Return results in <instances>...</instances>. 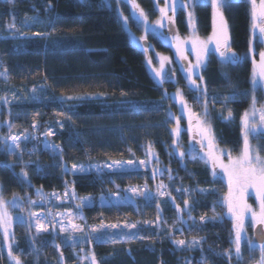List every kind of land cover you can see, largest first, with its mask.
Here are the masks:
<instances>
[{
  "label": "trees",
  "instance_id": "16d2710c",
  "mask_svg": "<svg viewBox=\"0 0 264 264\" xmlns=\"http://www.w3.org/2000/svg\"><path fill=\"white\" fill-rule=\"evenodd\" d=\"M135 3L154 23L160 18L159 8L164 7V0L158 4L154 0H135ZM128 6L123 0H13L12 3L0 0V60L9 77L4 89L5 84L12 85L29 98L12 106L17 115L14 119L2 116L0 108V196L6 202L17 197L16 204L20 206L10 205L8 211L23 210L25 221L15 226L14 254L22 264H91V254L98 264H252L257 259L250 254L246 241L241 244L242 259L238 261L235 257L233 220L222 203L228 191L226 176L217 168L214 178L212 166L204 163L207 149L201 150L197 138L194 140L189 135L187 118L171 96L174 85L166 80L167 71L163 84H159L160 78L149 69L152 44L169 55L172 52L168 51L173 50L170 45L159 43L151 32L150 41L146 40L148 48L137 45L134 29L140 33L143 25L137 26ZM188 10L177 6L174 24L165 21L163 28H175L178 35L187 37ZM191 10L196 17L198 35L207 38L212 32L210 4L197 5ZM223 12L232 51L241 58L240 62L222 66L218 54L213 52L202 74L207 88V119L212 121L217 145L236 155L242 147L240 118L251 108L253 95L257 107L264 106V87L252 86L253 53L249 52L251 46L258 62L264 42L259 33L251 36L249 0H231ZM122 16L127 18L131 31L126 29ZM12 23L19 29L12 30L16 38L8 37L11 34L8 26ZM34 32L43 35L34 36ZM161 34L169 36L171 32ZM170 67L166 65V69ZM175 69L179 70V76L178 63ZM184 79H179L183 97L193 112H196L194 107L203 111V104L197 101L198 92L185 88ZM41 84L46 85V95L56 99L74 95L94 98L77 103L66 115L61 111L58 117L53 111L57 105L51 106L39 97L45 92L35 91ZM233 94L234 99H223ZM3 95L4 91L0 93ZM209 103L214 104V110ZM229 110L233 114L230 122L225 119ZM172 117H182L178 148L173 144L177 138L172 134L176 126ZM61 119L64 128L53 126L54 120ZM34 124L38 145L37 141H25L18 152L10 153V140L5 138L32 135ZM53 128L56 135L52 144L58 147L55 151L43 149L41 134ZM250 141L254 146L264 147V139L250 138ZM149 145L154 153L151 157L147 155ZM180 151L188 154L183 160ZM192 153L196 159L191 158ZM142 160L148 162V170L143 172L94 173L83 177L71 171L73 165L79 164L102 167L111 161ZM65 169L69 171L66 173ZM156 169L163 175L156 172L153 178ZM22 170L28 173L27 178ZM159 185L166 187L158 188ZM130 186L146 188V197L150 199L129 200ZM38 190L43 192V197ZM63 191H68L70 196L74 191L80 198L95 199L103 194L119 193L123 205L101 206L96 202L82 210L83 224L88 229L130 221L138 224L137 235L118 241L100 239L99 233L88 234L90 239L76 248L66 245L57 232L38 235L25 212L30 201L48 199L51 192ZM158 191L167 194L161 196ZM176 205L181 211H177ZM201 217L205 218L204 222ZM174 240L200 243L191 248L179 247ZM1 246L2 242L0 264H13L7 257V247ZM225 253H231L230 261Z\"/></svg>",
  "mask_w": 264,
  "mask_h": 264
},
{
  "label": "snow or ice",
  "instance_id": "6c2138e0",
  "mask_svg": "<svg viewBox=\"0 0 264 264\" xmlns=\"http://www.w3.org/2000/svg\"><path fill=\"white\" fill-rule=\"evenodd\" d=\"M9 3H12L13 0H8ZM119 2V0H118ZM129 3L132 4L133 8L136 9L139 13V18L143 19V23L145 25V30H147L148 19L146 14L142 9L139 8V5L135 3V0H128ZM155 3H159V0H154ZM231 0H188L187 3H181V0H164V7L159 8L160 18L155 22L156 27L163 28L165 26V21L168 24H174V16L176 13L177 6H180L184 9H194L197 5L202 4H210L211 6V20H212V32L206 39H201L196 32V17L194 15V11H188V23L187 26L191 30V34L186 39H181L178 35H173L175 40V50L176 56L181 61H187V63L182 65L183 71L187 75V80L189 81L190 86H195V90L199 92V96L197 99H204L203 112L204 115L201 117L199 114L192 111V109L188 106L187 101L184 99L181 91L177 89L175 94L176 100L180 103L183 111L187 113V122H188V131L190 133H194V137H198L197 143L201 145V150L207 149L204 152V163L210 164L212 166V175L215 178L217 175L216 169L219 168L227 178L228 191L227 194L223 198V205L227 209V214L233 220V229H234V240L232 244L235 249V257L237 260L242 259V251L241 244L244 239V234L246 233V222L250 221V226L253 228L255 233V241L248 240V248L253 250L255 247H259L260 251V260L258 264H264V147L259 145L253 146L250 138L260 140L264 139V106L257 107V100L255 95L252 97L251 108L248 111H245L240 118L241 123V135H242V147L238 156H233L230 151H224L217 147V141L215 134L212 130L211 124L208 122V102H207V88H201V84L203 82V74L201 73V69L207 67V63L209 62V53L214 50L215 53H218V59L222 66H226L228 64H236L240 62L239 57L236 56L235 52L232 51L231 43H230V34L227 21L224 17V12L222 11L226 5H229ZM251 7V28L253 34L258 31L259 38L262 42H264V0H249ZM51 7V4H49ZM172 13L170 16L169 13ZM32 23L37 21L32 20ZM125 23H127V18H125ZM28 25V21H25V26ZM9 28L16 29L19 31L15 23H12L8 26ZM171 32V29H169ZM34 36H41L43 33L34 32ZM141 40H144L145 37H141ZM190 45V49L186 47ZM210 45L212 48L210 49ZM144 47V45H141ZM147 51V49H145ZM249 52L253 53L252 59V86L255 89L258 85L264 87V51L259 52V61L255 59V53L253 48L249 47ZM195 54V62L193 63L188 59L189 55ZM159 61V68H154L153 71L157 77L160 78V82L164 81V74L167 71L169 74H173L174 70L166 69V65L171 64L172 60L160 54H157ZM149 65L152 64L151 58L148 59ZM6 71V70H5ZM0 75H5V73H0ZM197 79L201 82V84L197 83ZM235 98V94L232 97H224L223 99L231 100ZM215 99V98H214ZM5 103L7 101L5 100ZM171 115V114H170ZM231 110L228 111L227 117L225 118L229 122L232 119ZM176 120V126L172 129V134L177 138V140L173 141V144L178 148V138L181 134L180 120L182 117H172ZM36 125L34 124L33 127ZM61 127H63L61 125ZM46 136H51L53 133L48 131L45 133ZM6 140H10L11 144L8 145V150L10 153H13L15 149L20 148L18 136H9L5 138ZM26 140L27 137H24ZM49 147L56 149L57 145H49ZM147 155L149 157L153 156L154 153L151 150V145H149V150ZM188 155L182 151L179 152V156L181 160ZM227 158V163L224 162V158ZM192 159H196V154H191ZM158 159V158H157ZM150 162V161H149ZM115 167L112 165H106L105 167L112 168L115 171L118 168H122V165L119 162H114ZM128 164H133V161H128ZM140 166L147 168L148 162L142 160L139 162ZM100 166H97V171H101ZM69 170L65 169L67 173ZM72 173L75 174L77 172H84L85 169L82 166L73 165L71 169ZM169 171V179H171L170 170ZM156 172H160L163 175V172L160 169H156L153 172V178L156 176ZM22 175L24 178H27L28 173L22 170ZM166 187L165 185H159L158 188ZM249 190L254 192L255 199L258 203L257 208H253L252 205L247 203V195ZM133 194H137L135 189L131 190ZM177 191H181L177 189ZM41 197H43V192L38 190ZM158 195H166L167 193L159 192ZM57 199L59 197L53 193ZM67 196V191L65 192ZM73 191V197H74ZM150 199V196L146 197ZM18 198L14 197L13 201L6 202L2 196H0V231L3 233V238L5 243L7 244V255L8 258L13 262V264H22L19 256L14 254V249L12 248L11 243H8L10 236L12 233L10 229L13 225V217L10 215L8 211V207L20 205L16 204V200ZM174 199L172 202L174 203ZM90 198L81 200L79 207L84 206L87 203H90ZM30 203L34 204V201H30ZM185 206H188V201H184ZM177 211H181L179 205H176ZM71 215V214H69ZM36 217V213H31L29 219ZM82 218V217H81ZM215 220L216 217H213ZM205 218L201 217V221L204 222ZM25 221L21 220V223ZM120 225H101L100 228L92 227L90 229L91 233L103 232L105 228L117 229L120 228ZM136 224H125L123 225L124 229H134L136 228ZM36 231L37 234L41 232H47L48 228L40 221L39 218L36 219ZM68 229L61 227L60 232H66ZM71 231L75 232H83V228H79L76 225L71 226ZM122 236H127L128 234L125 232L120 233ZM107 235L106 232L100 237V239H104ZM68 239L72 240L73 245H75V239L70 235ZM174 243L179 247H194L199 244V240H193L190 244H186L185 240H174ZM59 247L58 245L56 246ZM228 256L229 261L232 259L231 253H225ZM91 264H98L96 257L94 254H91Z\"/></svg>",
  "mask_w": 264,
  "mask_h": 264
},
{
  "label": "rangeland",
  "instance_id": "374dc122",
  "mask_svg": "<svg viewBox=\"0 0 264 264\" xmlns=\"http://www.w3.org/2000/svg\"><path fill=\"white\" fill-rule=\"evenodd\" d=\"M123 1H125V3L127 5H129L128 7L130 8L132 19L137 21V26H139V24L143 25L142 31H140V33H138L139 31L137 29H134L135 33L133 34V39H134V41H135V43L137 45L141 46L143 41H146V40L150 41L149 38H148V34L151 32V33L156 35V38L158 39L159 43H162L165 46L170 45L172 50H173V51H168V52H172V54L169 55V54L160 52L156 48V46L154 44H152V46L149 47L150 50L152 49V51H150V55L151 56H148V59L151 58V60H152V64L151 65H149V63H148L150 71L155 75L153 69L154 68H156V69L159 68V61H158L157 54H160V55H163V56H167V57H169L172 60V63L170 64L171 65L170 69L175 71L173 74H169L168 72L166 73L167 74L166 75V80L170 84L174 85L173 86L174 88L172 90L174 92H171V96L174 98V100H176L175 94L177 92V89H179L181 91V93L184 92V90L181 87L182 85L180 86V81H179V79H182L183 77L185 78L184 79V82H185L184 84H186L185 88L189 87V88H192L193 90H195V86H190L189 81L187 80V75L183 71V68H182V65L187 63V61H181L176 56L175 40L173 38V35L174 34L178 35V33L175 31V28H173L171 30V34L169 36H167L166 34L165 35L161 34V32H163V31H164V33L168 34L169 30H167L166 27L165 28L156 27L155 23L154 22H150L149 19H148L147 30H145V25L143 23V19L139 18L138 11L133 8L132 4L129 3L128 0H123ZM188 11H192V10L189 9ZM122 18H123V21L125 23V18L126 17L122 16ZM125 26H126V29H128L130 31L133 29L129 25L128 20H127V23H125ZM11 29L9 31V33H11V34H8V37H10V38L18 37V36H16L13 33V31ZM196 29H197V26H196ZM257 33H258V31L255 34H257ZM187 34H188L187 37H184V36L181 37L180 35H178V36L182 40L188 38L190 36V34H191V30H190L189 27H188V33ZM18 35L22 36L23 34H18ZM197 35H198V32H197ZM142 36L145 37L144 40L140 39ZM251 36H254L253 31H252ZM200 38L201 39H206V38H202V37H200ZM20 39H23V38L20 37ZM186 47H188L190 49V45H187ZM211 48H212V46L210 45V49ZM213 52H215V51L214 50L210 51L209 57H210V54L213 53ZM188 59L191 60L194 63L195 62V54L193 53V54L189 55ZM177 63L180 66V72H181V74L183 76L182 78L180 76L181 74H179V73H178L179 76H177V72H179V70L177 71V69H175V64H177ZM200 71L202 73V69ZM155 77H157V76L155 75ZM197 83L201 84V82L198 79H197ZM159 84H163V83L160 82ZM172 85H170V86H172ZM204 87H205V85L202 82L201 88H204ZM45 89H46V85L41 84L39 86H36V90L35 91L37 93L40 92V94H41V93L45 92ZM3 91H4V95L2 97L0 96V105H1L0 108H1L2 114L4 113V111H7V110L9 111L12 108V106H18L20 102H26L25 99L29 100V98H27L26 95H22L20 93V90L15 88L12 85L5 84V89H4V84H0V93L3 92ZM198 96H199V92H198ZM39 97H41L42 99L47 100L48 103L51 104V106L57 105V107H54L53 111L55 110L54 113H55V115H58V117L61 116V111L63 112L62 114L66 115V114H68L69 109H72L77 103H82L83 101H86L88 99L94 98V96H92V95H74V96L61 97V98H57L56 99L55 97L47 96L46 92H45V94L43 93ZM5 100L7 101V103H5ZM197 101H199L201 104H204V102H202L201 99H199V100L197 99ZM176 102H177V104L180 105V103L177 100H176ZM209 104H210L212 110H214L215 109L214 104L213 105L211 103H209ZM259 107H262V106H258V108ZM57 108H59V109H57ZM194 109L196 111L195 113H197V114L201 113L200 111H202V109L198 110V109H196V107H194ZM179 110H181L182 116L187 118V113H185L183 111L182 107ZM208 112H209V109H208ZM199 115L201 117H203L204 112L202 111V113L199 114ZM186 121H187V119H186ZM208 122L211 124L212 130L214 132L212 121L208 120ZM61 125L63 127H61ZM64 125H65V123H64V121L62 119L53 121V126H56V127L60 128V129L64 128ZM187 126H188V122H187ZM49 131H51L53 133V135L48 136V137L53 139L55 137V135H56L55 132H54L55 129L53 128V129H50ZM189 135L194 140H196V138L198 139V137H194V133H190L189 132ZM13 136H16V135H13ZM17 136L20 137V140L18 141L19 144H20V148L19 149H15L13 153L18 152L21 149V144L23 142H25V141H37V145L39 143L38 137H37V125L35 127H33V134L32 135H25V136L17 135ZM24 137H27V139L25 140ZM41 137L43 139L41 141L43 149L50 150V151H55L56 150V149H53V148L49 147V145H53V144L50 143V141H48V138L45 135V133L41 134ZM10 144H11V141H10V143H8V145H10ZM217 147L219 149H222L218 145H217ZM222 150L227 151L225 149H222ZM239 153L236 154V155H233V156H238ZM114 162H119L122 165V168H118L115 171H113L112 168L105 167L106 165H112L113 167H115V163ZM224 162L227 163V158L226 157L224 158ZM77 166H82L85 169V171L84 172H77L74 175L83 176V177L87 176L89 174H94V173H110V174H114L115 173V174L123 175L125 173H136V172H143V171L148 170V165H147V168H144V167L140 166L139 162H133V164H131V165L128 164V162H121V161L106 162V163H104L102 165V167H100L102 170L99 171V172L97 171V166L98 165H96V164L88 163L86 165H80L79 164ZM132 189H135L137 191V194H133V192L131 191ZM65 192L66 191L55 193L59 197V199H57L55 196L52 195L54 192H51L50 193V197L48 199H46V197H45V199L44 198H39L38 201H34L35 202L34 204L30 203L29 208L25 212H27L28 220L34 226V231L36 233H37V231H36V219L37 218H39L40 221L48 228L47 232H41L38 235H45L46 233L48 234L49 232H57L63 237V239H64L63 242L66 245H69V246H71L73 248H76V247L80 246L81 244L87 242L90 239L88 234H97V233H91L90 232V229L92 227H96V228H100L101 227V225H98V226H91L88 229H86L84 224H83V221H82V218L84 216V214L82 213V210H84L87 207L93 206L96 202H97V204H99L101 206H115V205L119 206V205H123V203H124V200H123L122 196L119 193L103 194L98 199H95L93 196H86V197H81L80 198V197L76 196V194L74 195L75 197H73V196L69 195L68 191H67L68 195L66 196ZM127 192H128L127 193L128 196L130 197L129 200H134L135 198H137V199L144 198L148 194V191H147L146 188H142V187L137 188V187H134V186H130L127 189ZM87 198H90L91 202L85 204L82 207H79L78 205H80L81 200H84V199H87ZM246 199H247V203L252 205V207L254 209L258 207V203H257V201L255 199V194L251 190H249V193H248ZM22 212H23V210L13 211V212L10 213V215L13 217V225H12V228L10 229V232L12 233V235L10 236L8 243H11V245H12V242H14V244H15V236H16L15 235V231H14L15 226L18 223L20 224L21 220L24 219L23 215L21 214ZM31 213H36V217H34V218H32L30 220L29 216H30ZM69 214H71V215H69ZM113 224L120 225L121 227L117 228V229L105 228V229H103V232H98V233L103 235V233L106 232L107 235L104 237L105 239L116 238V240L121 241L123 239H132V238H134L137 235L138 231H139L138 224L130 222V221H124V222H121V223L103 224V225H113ZM125 224H129V225L136 224L137 227L134 228V229H124L123 225H125ZM72 225H76L79 228H83L84 231L83 232H75V233H73L71 231V226ZM61 227H64V228L68 229V231L61 233L60 232V228ZM122 231L127 233L128 235L127 236H122L120 234ZM253 231H254L253 228L250 226V221L246 222V233L244 234V239L242 241H246V243H247L248 240H253V242H254ZM70 235L75 239V241H76L75 245H73L72 240L68 239V237ZM0 242H2V244H3V246H1V248H3L4 246L7 247V244L5 243L4 238H3L2 231H0ZM243 244H244V242H243ZM247 247H248V244H247ZM81 253H85V251H82ZM250 254L252 255V257L254 256L257 259L252 264H258V262L260 260L259 247L257 246L253 250H250ZM7 257H8V255H7Z\"/></svg>",
  "mask_w": 264,
  "mask_h": 264
},
{
  "label": "bare ground",
  "instance_id": "6f19581e",
  "mask_svg": "<svg viewBox=\"0 0 264 264\" xmlns=\"http://www.w3.org/2000/svg\"><path fill=\"white\" fill-rule=\"evenodd\" d=\"M145 41L142 42V45ZM46 109H49V106H46ZM16 112L13 111V109L11 108L9 111H4V113L2 114V116L8 118V119H14L17 115L15 114ZM48 141H50V143H52V139L50 137H48Z\"/></svg>",
  "mask_w": 264,
  "mask_h": 264
},
{
  "label": "water",
  "instance_id": "95a60500",
  "mask_svg": "<svg viewBox=\"0 0 264 264\" xmlns=\"http://www.w3.org/2000/svg\"><path fill=\"white\" fill-rule=\"evenodd\" d=\"M143 45H144L145 48H148V47H149V44H148L147 41H145V42L143 43ZM0 78H1L2 80H7V79H8L6 73H5V75H0ZM253 239H254V242L256 243V241H255V233H254V231H253Z\"/></svg>",
  "mask_w": 264,
  "mask_h": 264
},
{
  "label": "flooded vegetation",
  "instance_id": "af4514ba",
  "mask_svg": "<svg viewBox=\"0 0 264 264\" xmlns=\"http://www.w3.org/2000/svg\"><path fill=\"white\" fill-rule=\"evenodd\" d=\"M0 72H1V68H0Z\"/></svg>",
  "mask_w": 264,
  "mask_h": 264
}]
</instances>
